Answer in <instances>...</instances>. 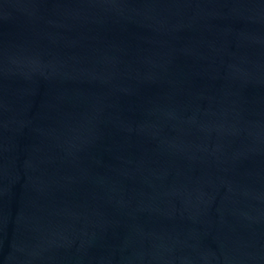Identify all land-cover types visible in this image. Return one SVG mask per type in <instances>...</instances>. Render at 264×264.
<instances>
[{
  "label": "water",
  "instance_id": "1",
  "mask_svg": "<svg viewBox=\"0 0 264 264\" xmlns=\"http://www.w3.org/2000/svg\"><path fill=\"white\" fill-rule=\"evenodd\" d=\"M0 264H264V0H0Z\"/></svg>",
  "mask_w": 264,
  "mask_h": 264
}]
</instances>
